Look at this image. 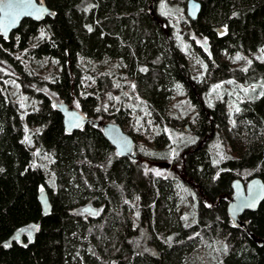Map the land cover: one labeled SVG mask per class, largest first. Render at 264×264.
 <instances>
[{
  "label": "trees",
  "instance_id": "1",
  "mask_svg": "<svg viewBox=\"0 0 264 264\" xmlns=\"http://www.w3.org/2000/svg\"><path fill=\"white\" fill-rule=\"evenodd\" d=\"M185 1L43 0L53 17L25 19L8 39L0 35V264H186L218 241L215 264H264V200L240 217L247 231L226 213L231 179L264 182V0H197L198 18L183 15L175 27L166 10ZM171 36L200 53L201 76ZM104 60L122 64L131 91L87 66ZM225 81L243 88L209 104L210 87ZM176 84L193 111L182 118L168 114ZM129 98L143 104L138 119ZM57 101L98 124L65 133ZM103 122L118 124L155 160L166 156V129L190 138L177 146L167 176L153 178L144 154H115ZM179 184L195 190L189 223L175 211ZM41 189L51 203L44 217ZM89 202L99 216L73 214ZM134 214L147 241L133 228Z\"/></svg>",
  "mask_w": 264,
  "mask_h": 264
},
{
  "label": "rangeland",
  "instance_id": "2",
  "mask_svg": "<svg viewBox=\"0 0 264 264\" xmlns=\"http://www.w3.org/2000/svg\"><path fill=\"white\" fill-rule=\"evenodd\" d=\"M159 5L161 6V1L159 2ZM161 10V9H160ZM168 10V9H167ZM167 14H170L171 17L174 20L175 27L178 26V23L181 21V17L185 15L184 8L179 9L175 8V6L171 7L170 10L167 11ZM186 16V15H185ZM171 43L178 42L181 45V49L188 54V57L192 60V71L193 74L201 76L203 74V65L201 61V56L199 52H193V50L190 49V45L185 43L183 40H180L178 36L174 37L171 36L168 39ZM203 47L206 45L205 43H202ZM205 54H208L207 47L205 48ZM93 65L96 68H91L92 70L97 69L101 73H108V76L115 77L116 79L120 80V86H125L122 90L123 92H129L132 89V84L126 88V82L123 79V77L120 75L122 64L118 61H100L94 64L88 63V67H93ZM86 67V66H84ZM83 67V68H84ZM85 70V69H84ZM229 85L228 81L213 85L210 87L206 101L211 104L214 100H218L221 98L222 94L226 92L229 95L237 96L238 89H242V86H238L237 84ZM261 87H264V82L260 84ZM257 88V85H254L250 87L249 89ZM245 90H248V88H244ZM173 95L169 102V110L168 114L171 116H174L175 118H182L183 116H188L190 112L192 111V108L190 104L186 101V98L184 97V90L182 89L181 85H175L172 89ZM130 95V94H128ZM131 97V96H130ZM20 100L23 98H19ZM118 100V98H117ZM23 107L26 106L25 102L22 100ZM58 102V101H57ZM125 105L129 107L130 114L135 115V117L140 118L139 116H143L144 114V107L141 101L138 98H129L124 101ZM75 109L79 110L75 105H71ZM193 112V111H192ZM132 116V115H131ZM135 119L134 122L137 121ZM187 125V124H185ZM142 127V126H141ZM141 127H138V125H133V130H139L141 133H143V130ZM184 127V126H183ZM166 134L168 135L169 142L168 145L165 146V151L161 152V156H165L164 160H155L153 159L154 155L150 151V148L146 146H139L136 147L135 142V149L134 151L136 154L139 152L144 156V171L148 173L153 178H164L167 176V168L169 165H171L172 160L176 157V149L177 146L181 142H186L190 138L188 135H184L181 131L179 132H173L166 129ZM188 136V137H187ZM145 138H148L147 135H144ZM212 151L216 152L218 155L220 154L221 147L220 145H213ZM177 158V157H176ZM178 159V158H177ZM176 159V160H177ZM176 167V166H175ZM159 173V174H157ZM245 181V180H244ZM177 201H176V207L175 211L178 215V218L181 223H189L193 221L194 219V202L196 198L195 190L190 189L187 185L179 184L177 185ZM99 212H101V209H99ZM138 215L134 214V226L133 228L138 229L139 233L142 234V237L145 241H147L148 232H146V229L143 228L144 226L138 223ZM223 242L218 241L217 243L207 247L205 250L200 252L198 255L192 257L190 261L186 264H215L220 254L222 253Z\"/></svg>",
  "mask_w": 264,
  "mask_h": 264
},
{
  "label": "water",
  "instance_id": "3",
  "mask_svg": "<svg viewBox=\"0 0 264 264\" xmlns=\"http://www.w3.org/2000/svg\"><path fill=\"white\" fill-rule=\"evenodd\" d=\"M20 5L18 8H9L8 5ZM185 15L188 19L194 21L198 18L201 11V4L197 0L185 1ZM19 11L21 14L11 22V18L7 13ZM54 14L47 8L43 0H0V24L5 27L0 30V35L4 39H8L10 34L14 32L21 22L30 19L34 22H40L45 17H53ZM206 45H204V49ZM55 109L61 114L62 124L65 133L71 134L74 131L82 129L86 124L97 125L96 120L87 118L81 111L75 109L71 105L60 101L55 102ZM100 128L104 139L111 145L117 156L137 160L138 156L135 149L134 139L114 122L100 123ZM231 195L226 205V213L230 221L236 227H241L247 231V222L242 221L240 217L245 212L256 211L264 200V182L261 178L253 176L246 181L240 178H233L230 181ZM40 205L41 215L47 216L51 212V203L46 190H41L37 196ZM82 212L89 215H95L97 210L91 205H86L81 209ZM251 238L253 235L249 233ZM19 239V235H15L9 239V243Z\"/></svg>",
  "mask_w": 264,
  "mask_h": 264
},
{
  "label": "flooded vegetation",
  "instance_id": "4",
  "mask_svg": "<svg viewBox=\"0 0 264 264\" xmlns=\"http://www.w3.org/2000/svg\"><path fill=\"white\" fill-rule=\"evenodd\" d=\"M86 205H91L92 207H94V208L97 210V213H96L95 215H89L88 213L82 212V211H81L82 208H80L78 213H73V214H74L75 216H80L83 220H87V219H89V218H95V217H97V216L100 215L99 209H101V207L96 206L93 202H89V203H87ZM86 205H85V206H86ZM143 228L146 229L147 226L145 225ZM137 230H138V229H137ZM148 239H149V235H148V237H147V240H148Z\"/></svg>",
  "mask_w": 264,
  "mask_h": 264
},
{
  "label": "snow or ice",
  "instance_id": "5",
  "mask_svg": "<svg viewBox=\"0 0 264 264\" xmlns=\"http://www.w3.org/2000/svg\"><path fill=\"white\" fill-rule=\"evenodd\" d=\"M8 7L9 8H18V7H21L20 5H8ZM21 13L19 12V11H12V12H9V13H7V15H9L10 16V18H11V22H15V20L19 17V15H20ZM5 26L3 25V24H0V30H2L3 28H4ZM89 31H91V29H89ZM238 59H239V57H238ZM237 111H239V109L237 108ZM26 140H27V137L25 138ZM157 174H159V173H157ZM41 190H43V189H41ZM8 245H5V247H7Z\"/></svg>",
  "mask_w": 264,
  "mask_h": 264
}]
</instances>
